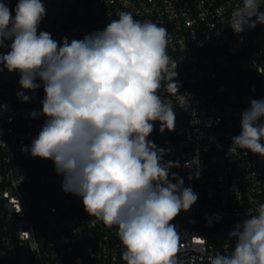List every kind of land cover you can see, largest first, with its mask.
I'll return each mask as SVG.
<instances>
[{
	"label": "built area",
	"instance_id": "1",
	"mask_svg": "<svg viewBox=\"0 0 264 264\" xmlns=\"http://www.w3.org/2000/svg\"><path fill=\"white\" fill-rule=\"evenodd\" d=\"M0 2L15 15L18 0ZM41 2L46 15L38 32L60 42L103 30L121 12L166 29L179 89L173 92L162 80L158 91L175 109V130L161 133L157 121L148 139L171 150L164 161H179L180 167L170 175L176 173L198 194L172 221L180 237L177 264H207L210 253L229 254L234 240L228 231L264 203V156L247 150L228 154L241 131L242 111L252 99H264V28L233 31L231 13L241 0ZM0 69V264H125L117 229L89 216L81 198L62 191L63 177L51 160L21 150L44 123V116H31L42 109L43 87L33 95L21 89L17 72L3 64ZM20 91L31 99L22 103Z\"/></svg>",
	"mask_w": 264,
	"mask_h": 264
},
{
	"label": "clouds",
	"instance_id": "2",
	"mask_svg": "<svg viewBox=\"0 0 264 264\" xmlns=\"http://www.w3.org/2000/svg\"><path fill=\"white\" fill-rule=\"evenodd\" d=\"M262 3L241 0L233 9L229 26L236 34L264 25ZM14 11L0 2V48H8L0 52V64L19 74L22 90L35 95L42 86L44 92L41 111L31 113L44 116V123L21 150L51 160L63 177L62 191L81 198L89 216L117 229L125 264H177L180 237L172 221L198 194L170 175L180 167L179 161H164L171 150L148 139L154 122L161 133L175 130V109L158 91L162 80L173 92L179 89L166 29L121 12L103 30L60 42L38 32L46 15L41 0H18ZM17 96L22 103L31 99L24 91ZM240 129L228 154L264 156V99L250 101ZM228 236L234 240L231 252L210 253L207 264H264V203Z\"/></svg>",
	"mask_w": 264,
	"mask_h": 264
},
{
	"label": "trees",
	"instance_id": "3",
	"mask_svg": "<svg viewBox=\"0 0 264 264\" xmlns=\"http://www.w3.org/2000/svg\"><path fill=\"white\" fill-rule=\"evenodd\" d=\"M258 26L260 27L259 29H263L264 28V25H260L258 24ZM260 31V30H259Z\"/></svg>",
	"mask_w": 264,
	"mask_h": 264
}]
</instances>
